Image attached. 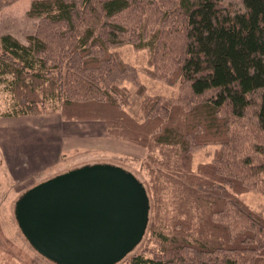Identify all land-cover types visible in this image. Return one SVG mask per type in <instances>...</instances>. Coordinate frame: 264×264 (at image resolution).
Instances as JSON below:
<instances>
[{"label":"trees","instance_id":"trees-1","mask_svg":"<svg viewBox=\"0 0 264 264\" xmlns=\"http://www.w3.org/2000/svg\"><path fill=\"white\" fill-rule=\"evenodd\" d=\"M18 1L0 0V12ZM27 16V43L0 38L7 117L101 121L148 152L156 246L118 264H264V209L238 196L264 195V0H33ZM122 44L149 50L148 74L178 84L174 97L145 98L142 119L126 110L125 83L145 86L111 50Z\"/></svg>","mask_w":264,"mask_h":264},{"label":"rangeland","instance_id":"rangeland-1","mask_svg":"<svg viewBox=\"0 0 264 264\" xmlns=\"http://www.w3.org/2000/svg\"><path fill=\"white\" fill-rule=\"evenodd\" d=\"M33 0H20L0 12V38L4 34H12L22 43H27L28 35L36 30V19L27 16ZM119 53L121 58L128 64L138 69L139 81L145 86L143 94L137 93V88L131 83H125L130 90V100L126 110L137 119H142L141 106L145 98L149 96L174 97L178 94V84H168L155 79L148 74L150 68V52L147 49H136L132 44H122L111 48ZM0 78V264H56L42 257L28 242L18 227L15 217V205L17 200L30 188L66 172L72 168L85 164L110 163L118 165L132 172L146 187L150 201V217L146 233L141 243L129 254L128 258L146 249H154L156 245L148 242L149 225L152 223L154 214V196L151 188V180L146 170L145 163L148 152L145 148L132 143L112 138L108 135L106 125L101 121H65L61 115L55 113L46 116H31L26 118L7 117L12 111L13 97L9 93L7 84ZM39 123V124H36ZM40 125V126H39ZM11 134V132H13ZM18 131V136H15ZM71 133V139H65L66 145L59 146L57 142L63 134ZM17 135V134H16ZM46 135V136H45ZM32 136V137H31ZM35 137H47L49 144L45 149H38ZM31 137V138H30ZM16 139V144L12 140ZM71 141V142H70ZM22 144L35 148L50 159V164L35 160H21L19 167L26 170L22 176H12L7 169L8 154L20 152ZM44 144V142H43ZM60 147V148H59ZM217 146L211 145L193 154V168L199 163H206L213 158ZM27 153V154H25ZM32 152H22L21 156H32ZM154 156H161L159 151ZM34 161V162H33ZM35 163L36 165H32ZM31 166L38 169H31ZM47 166V167H46ZM14 169L17 166H13ZM19 171L18 169H16ZM170 189H173L172 187ZM239 198L250 208L264 209V195L255 192H245L238 195ZM166 210L173 213L175 203L174 196L165 194Z\"/></svg>","mask_w":264,"mask_h":264},{"label":"water","instance_id":"water-1","mask_svg":"<svg viewBox=\"0 0 264 264\" xmlns=\"http://www.w3.org/2000/svg\"><path fill=\"white\" fill-rule=\"evenodd\" d=\"M151 201L130 171L85 164L27 190L16 202L29 244L56 264H118L146 233Z\"/></svg>","mask_w":264,"mask_h":264},{"label":"crops","instance_id":"crops-1","mask_svg":"<svg viewBox=\"0 0 264 264\" xmlns=\"http://www.w3.org/2000/svg\"><path fill=\"white\" fill-rule=\"evenodd\" d=\"M56 115H59L60 113H55ZM48 115V114H47ZM42 116H46V115H42ZM26 117H31V116H25L24 118H26ZM23 118V117H22ZM16 119V118H15ZM36 124H39V123H36ZM40 126V125H39ZM13 131V130H12ZM12 133H14V131L13 132H11V134ZM15 133L17 134H14L15 136H18V134H19V132L18 131H15ZM68 135H65V134H63L62 136H61V139H59V141L57 142V144L61 147V146H63V149H64V146L66 145V141L64 140V138L66 139H71L70 138V134L69 133H67ZM46 136V135H45ZM45 136H42V137H35V136H33V139H32V141H34V139H37L38 140V143L39 144H41V145H38V149H45V144H49L48 143V141L46 140V138L47 137H45ZM32 137V136H31ZM30 137V138H31ZM16 139H13L12 140V143L13 144H16L17 143V141H15ZM43 142H44V144H43ZM71 142V141H70ZM59 147V148H60ZM33 151V154H32V156L31 155H29V157H25V156H21V153L22 152H32ZM32 151H30V147H26V146H24L23 144H22V148H21V150H20V152H11V154L12 155H10V154H8V156L6 157V159H7V163H8V165H7V169H8V171L11 173V175L14 177H16V175H18V176H22L23 174H26L27 172H26V170H21V168L19 167V164H21V160L22 159H24V160H30V161H32V160H37L36 161V163H37V165H40V162L42 163H44V164H47V166L50 164V159L47 157V156H44L43 154H42V152L40 153L37 149L35 150V148H33V150ZM25 154H27V153H25ZM34 162V161H33ZM32 165H36L35 163H33ZM13 166H17V168L16 169H18L19 171H17L16 169H14V167ZM46 166V167H47ZM33 168H35V167H33V166H31V169H33ZM35 169H38V167H36Z\"/></svg>","mask_w":264,"mask_h":264}]
</instances>
